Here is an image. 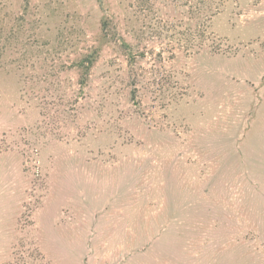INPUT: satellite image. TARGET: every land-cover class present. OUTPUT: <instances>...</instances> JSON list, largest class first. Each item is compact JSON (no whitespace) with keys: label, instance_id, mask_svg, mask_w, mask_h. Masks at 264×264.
<instances>
[{"label":"rangeland","instance_id":"rangeland-1","mask_svg":"<svg viewBox=\"0 0 264 264\" xmlns=\"http://www.w3.org/2000/svg\"><path fill=\"white\" fill-rule=\"evenodd\" d=\"M0 264H264V0H0Z\"/></svg>","mask_w":264,"mask_h":264},{"label":"trees","instance_id":"trees-1","mask_svg":"<svg viewBox=\"0 0 264 264\" xmlns=\"http://www.w3.org/2000/svg\"><path fill=\"white\" fill-rule=\"evenodd\" d=\"M211 15H212V14H211ZM196 17L199 18V15L196 14ZM203 24H204V20H202V19L200 18V26H199V29H202V30H199V32H200L201 34H204ZM123 46L125 47V49H129V48H130L127 44H123ZM84 62H85L84 59L80 62V63H81L80 66H81V67H84V65H85ZM89 63H92V62L89 61ZM135 91H136V90H134L133 92L135 93Z\"/></svg>","mask_w":264,"mask_h":264}]
</instances>
